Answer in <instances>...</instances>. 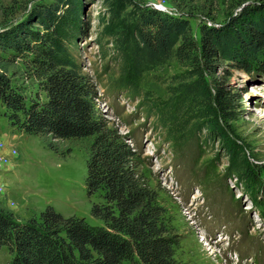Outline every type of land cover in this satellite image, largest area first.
Listing matches in <instances>:
<instances>
[{
	"label": "trees",
	"instance_id": "trees-1",
	"mask_svg": "<svg viewBox=\"0 0 264 264\" xmlns=\"http://www.w3.org/2000/svg\"><path fill=\"white\" fill-rule=\"evenodd\" d=\"M108 22L100 47L110 41L120 65L118 83L140 92L144 75L170 61L186 73L176 77L172 98L148 107L176 143L187 144L195 131L203 141L227 142L230 174L247 185L256 183L241 146L232 141L220 120L231 119L236 107L228 93L209 88V60L227 61V73H264V9L230 17L224 25L201 24L199 42L189 19L134 2L105 0ZM82 0H51L41 4L30 26L0 39L1 55L27 58L31 77L39 81L45 99H31L0 70V102L13 127L54 140H89L86 190L97 195L91 214L100 222L64 217L53 208L19 220L0 206V249L9 264H182L176 259L179 235L171 227L159 192L140 170L137 151L128 137L99 114L97 85L78 62L76 49L83 35ZM250 10V9H249ZM12 54V55H11ZM140 94V93H139ZM179 143V144H180ZM243 155V157H242ZM258 190V189H257ZM257 204H262L264 188Z\"/></svg>",
	"mask_w": 264,
	"mask_h": 264
},
{
	"label": "rangeland",
	"instance_id": "rangeland-1",
	"mask_svg": "<svg viewBox=\"0 0 264 264\" xmlns=\"http://www.w3.org/2000/svg\"><path fill=\"white\" fill-rule=\"evenodd\" d=\"M48 1L0 0V39L21 28L41 30L30 25L37 8ZM133 1L189 19L197 42L201 24L221 26L230 17H241L245 8L250 7L248 13L258 9L255 14L264 9V0ZM81 6L80 23L87 28L76 49L77 60L97 85L99 114L128 137L141 172L160 194L179 235L176 259L182 264H264V199L260 205L256 202V193L264 188V73L230 75L229 63L215 57L209 60L212 72L204 75L212 92L218 87L235 102L231 119L220 124L249 162L256 183L247 185L230 174L227 142L218 135L213 142H204L207 133L195 131L187 144H179L156 115L148 113L150 104L155 110V102L163 105L172 98L176 77L186 70L173 60L146 73L140 92L122 88L116 49L110 41L98 45L108 22L107 3L82 0ZM6 53L1 55L0 70L29 98L45 99L39 81L31 77L27 58L11 59ZM5 114L0 102V159L11 156L0 164V206L21 221L53 208L64 217H82L99 225L91 209L101 199L89 197L86 190L90 141L29 135L13 127ZM10 260L8 249L1 248L0 264Z\"/></svg>",
	"mask_w": 264,
	"mask_h": 264
},
{
	"label": "built area",
	"instance_id": "built-area-1",
	"mask_svg": "<svg viewBox=\"0 0 264 264\" xmlns=\"http://www.w3.org/2000/svg\"><path fill=\"white\" fill-rule=\"evenodd\" d=\"M16 154V152H14ZM9 159H11V156L8 155V156H4L0 159V164L3 163V162H8Z\"/></svg>",
	"mask_w": 264,
	"mask_h": 264
}]
</instances>
